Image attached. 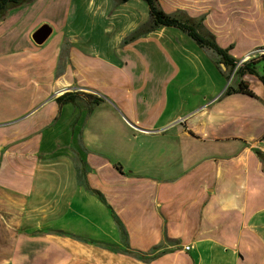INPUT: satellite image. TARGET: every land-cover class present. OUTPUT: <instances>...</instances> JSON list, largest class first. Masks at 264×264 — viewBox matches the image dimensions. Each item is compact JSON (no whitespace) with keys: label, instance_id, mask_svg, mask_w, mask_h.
<instances>
[{"label":"crops","instance_id":"1","mask_svg":"<svg viewBox=\"0 0 264 264\" xmlns=\"http://www.w3.org/2000/svg\"><path fill=\"white\" fill-rule=\"evenodd\" d=\"M158 2L235 60L264 48L263 0ZM147 21L143 0L0 19V264H264V66L241 77L254 96L223 95L239 78L180 30L123 43Z\"/></svg>","mask_w":264,"mask_h":264},{"label":"trees","instance_id":"2","mask_svg":"<svg viewBox=\"0 0 264 264\" xmlns=\"http://www.w3.org/2000/svg\"><path fill=\"white\" fill-rule=\"evenodd\" d=\"M32 0H0V19L5 16L7 11L10 9L17 7L21 4L28 3ZM115 3H123L127 0H114ZM148 8V21L131 32L124 40L123 43L130 42L132 40H135L151 31H153L156 28L159 27H172L180 30L183 32L185 35H187L189 38H191L195 44L201 48H207L214 52L215 54L218 55L219 57V63L223 65L225 68V74L228 76L230 72L235 68L236 64L238 63L239 60H235L228 54V48H221L219 47L215 40L214 37L207 31H205L203 24H202V19L201 18H192L187 16L184 12L182 11H177L176 13L173 14H168L165 13L161 6L159 5L158 0H143ZM264 3V0H263ZM264 49V48H261ZM258 61H260L263 66H264V54L258 55ZM255 60L254 59H249L245 62H242L236 67L235 70V77H238L239 79L237 80V85L235 87H232L228 85L224 92L223 95H228L231 93H244L250 96H254L252 91L249 89L248 84L241 80V77L245 73H255L254 69L252 66L254 65ZM259 79L261 83L264 86V75L259 76ZM75 99V95L71 93H63L60 96L56 98L57 102L59 104L61 103H67V102H72ZM92 104H97L99 102L98 98H92ZM261 159H263L262 155L257 152L256 153ZM83 174H84V169H83V163H81V169H79V174L78 178L79 181L83 183L87 191H89L91 194H93L99 201H101L103 204L106 205V207L110 210V213L112 214L114 221L117 225V228L119 230L120 236H121V241L123 245H126V233L125 230L122 226V224L119 222V220L116 218V216L113 214L111 208L105 203V200L102 196V194L89 187L84 179H83ZM125 252L134 254L131 250L127 249V246L123 249ZM138 257H142L136 254Z\"/></svg>","mask_w":264,"mask_h":264},{"label":"water","instance_id":"3","mask_svg":"<svg viewBox=\"0 0 264 264\" xmlns=\"http://www.w3.org/2000/svg\"><path fill=\"white\" fill-rule=\"evenodd\" d=\"M50 34H51V27L48 24L44 23L33 31L31 38L34 41V43L40 45L47 40Z\"/></svg>","mask_w":264,"mask_h":264},{"label":"built area","instance_id":"4","mask_svg":"<svg viewBox=\"0 0 264 264\" xmlns=\"http://www.w3.org/2000/svg\"><path fill=\"white\" fill-rule=\"evenodd\" d=\"M261 54H264V49L259 48V49L254 50L251 54L245 56L243 59L239 60L238 63L236 64L235 68L230 72V74H229V76H228V83L231 82V80L234 78V76H235L234 73H235L236 67H237L239 64H241L242 62H245V61H247V60L253 58L252 55H253V56H254V55H255V56H258V55H261ZM255 56H254V57H255ZM262 140L264 141V135H263V137H262ZM185 249H188V246H186Z\"/></svg>","mask_w":264,"mask_h":264}]
</instances>
